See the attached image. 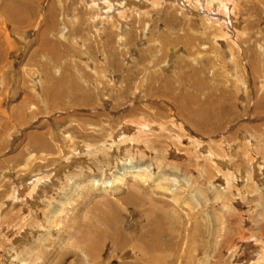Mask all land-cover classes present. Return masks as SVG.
<instances>
[{
  "label": "rangeland",
  "instance_id": "obj_1",
  "mask_svg": "<svg viewBox=\"0 0 264 264\" xmlns=\"http://www.w3.org/2000/svg\"><path fill=\"white\" fill-rule=\"evenodd\" d=\"M220 1L0 0V264H264V0Z\"/></svg>",
  "mask_w": 264,
  "mask_h": 264
},
{
  "label": "bare ground",
  "instance_id": "obj_2",
  "mask_svg": "<svg viewBox=\"0 0 264 264\" xmlns=\"http://www.w3.org/2000/svg\"><path fill=\"white\" fill-rule=\"evenodd\" d=\"M126 1V0H125ZM197 1H199L200 3V6L202 7V8H204L205 10H206V5H209L210 6V11H208V13L209 12H212L213 11V9H215L218 5L215 3V2H217V1H219V0H197ZM222 1V0H221ZM221 1H220V3H221ZM95 2V1H94ZM111 2H113V1H111ZM117 3H121L120 1L119 2H117ZM124 3H126V2H124ZM227 4H228V2H227ZM227 4H225V3H223V4H221V5H223L224 6V8L223 9H227L226 7H228L227 6ZM223 6H221V7H223ZM222 9V8H221ZM227 11H229V10H227ZM223 12H225V11H223ZM225 13H227V12H225ZM109 14V13H108ZM227 20V19H226ZM224 22H226V21H224ZM233 23V22H232ZM61 169H62V167H61ZM139 169V166H138V164L137 165H135V164H124L123 165V168H121V169H119V170H117L116 171V173H115V177H116V179H115V183H114V181H110V180H108V181H106L105 180V182H104V184L105 185H103V187L104 188H109V189H111L112 191L116 188V189H118V188H120V189H124V186L123 185H125V181H124V174L126 173V172H139V171H141L140 169ZM139 174V178L140 179H142L143 178V174H141L140 172L138 173ZM44 179H37V182L36 183H34V186L31 188V189H33V191H29L28 193L30 194V196H33L32 194H34V192L36 191V190H38V188H39V186L44 182L43 181ZM143 181V180H142ZM51 182H53V181H51ZM38 183H40V184H38ZM23 185L24 184H22L20 187H21V190H22V192H20V193H18V194H20L21 195V193H23V190H24V188L25 187H27L26 185H25V187L24 188H22L23 187ZM33 185V184H32ZM31 185V186H32ZM19 186V185H18ZM30 186V187H31ZM141 187V186H136L135 185V183L133 182L132 184L131 183H129L128 185H127V187L126 188H128V191H130V189L129 188H132V187ZM27 189V188H26ZM19 192V191H18ZM125 194V193H124ZM127 194V193H126ZM125 194V195H126ZM130 194V193H129ZM27 195V194H26ZM28 196V195H27ZM106 196H108V195H103V197H106ZM99 198H102V197H100L99 196ZM116 198V197H115ZM29 198L28 197H26V200H28ZM126 200H127V203L129 204V202H132V201H134V199H131V201H129V195H127L126 196V198H125ZM138 200H140V199H138ZM105 202V201H104ZM108 202V201H107ZM111 202V201H110ZM133 203V202H132ZM113 204V203H112ZM108 207V205H106V208ZM109 208L111 209V206H109ZM55 209H57V208H55ZM108 210V209H100L99 210V212L101 213L100 214V216H98L99 218H101V217H104V218H106V217H112V218H114V222L116 223L117 222V220L115 219L116 218V214H117V209H116V207H114L113 209H111V210ZM174 209V208H173ZM88 210H89V207H88ZM87 210V211H88ZM176 210V209H175ZM59 211V210H58ZM56 212L57 211H55L54 210V213L56 214ZM172 218V217H171ZM150 219V218H149ZM176 219V218H175ZM152 219H150V221H151ZM206 220V219H205ZM154 221V220H153ZM152 222V221H151ZM112 224H110V226H112L113 225V222H111ZM155 224V223H154ZM159 225H161V223L159 222L158 223ZM115 225H117V224H115ZM92 227V226H91ZM90 227V228H91ZM88 228V227H87ZM83 230H84V228H82ZM152 229H154V228H152ZM261 232H264L263 231V229L261 230ZM106 233L107 232H105L104 233V236L106 235ZM163 233L161 232V231H158V232H156V229L154 230V232H153V236H151V244H153V249H152V251H150L149 249H144V247H143V249L145 250V252H146V254H151L152 256H156V258L160 261V263L161 264H166V263H164L163 261V256L162 255H160V253H156L157 251V249L158 250H160V247H163V243H162V245L161 246H159V244H160V237H159V239H158V236H161ZM120 235H121V232L120 231H115V235H114V239H115V242H114V245L116 244V243H118V245L120 244L121 245V243L122 242H124L123 241V238H121V241H120ZM176 235H178V234H176ZM86 236V235H85ZM85 236H84V238H85ZM104 236H103V238H104ZM87 237V236H86ZM122 237V236H121ZM91 239V238H90ZM125 239H126V237H125ZM124 239V240H125ZM188 240H189V238H188ZM92 241V240H91ZM96 241H98L97 239H96ZM260 242V241H259ZM139 244H141V243H139ZM134 245V244H133ZM116 246H117V244H116ZM166 246V245H165ZM89 247V249H90V245L88 246ZM170 251V249H166V248H164V249H162V251ZM153 253H155V254H153ZM167 253V252H166Z\"/></svg>",
  "mask_w": 264,
  "mask_h": 264
}]
</instances>
